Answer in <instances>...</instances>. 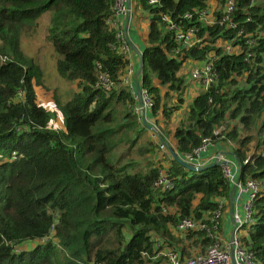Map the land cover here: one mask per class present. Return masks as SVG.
<instances>
[{
    "label": "trees",
    "instance_id": "1",
    "mask_svg": "<svg viewBox=\"0 0 264 264\" xmlns=\"http://www.w3.org/2000/svg\"><path fill=\"white\" fill-rule=\"evenodd\" d=\"M156 1L136 0L134 6L148 18L139 74L153 102L150 117L174 123L186 83L198 88L182 71L184 63L213 59L217 84L199 89L185 117L162 134L182 155L204 138L214 140L213 129L228 130L218 141L233 144L229 153L239 164V181L259 183L252 222L242 228L240 241L254 264H264V0H233L234 29L217 22L203 26L194 16L212 5L218 18L224 0ZM113 3L0 0V264H168L157 253L170 248L184 259L208 244L200 232H177V222L207 218L230 198L217 165L189 172L151 140L136 151L142 165L126 158L146 127L131 113L132 94L119 81L124 60L112 49L114 35L106 24ZM44 12L51 15L44 41L58 56L56 75L79 89L61 109L63 132L48 126L51 117L34 91L38 68L19 48L24 23ZM186 13L191 20L182 19ZM162 15L197 30L199 44L181 51L180 59L171 55L176 44ZM227 44L231 54L223 50ZM96 64L113 82L108 92L93 87ZM163 87L174 93L176 106L165 103ZM144 153L151 159L159 154L161 161L151 162ZM159 171L172 181L170 190L152 188Z\"/></svg>",
    "mask_w": 264,
    "mask_h": 264
},
{
    "label": "built area",
    "instance_id": "2",
    "mask_svg": "<svg viewBox=\"0 0 264 264\" xmlns=\"http://www.w3.org/2000/svg\"><path fill=\"white\" fill-rule=\"evenodd\" d=\"M154 3H157V1L148 0V4ZM233 5V0H224L219 8L220 14L218 18L213 16V12L217 9H214L212 5L195 12L194 16L203 26H210L217 22L219 25L234 29L236 25L230 20ZM132 15L133 6L131 0H114L111 16L106 22L108 29L114 35L115 44L112 49L124 60V67L119 75V81L132 94L134 104L131 108V113L135 116L138 123L146 127L149 137L158 150L167 149L169 151L170 149L173 152L172 141L162 135L159 125L154 122L152 117L147 115L152 108L153 102L147 89L141 86L139 72L142 52L139 50L135 54L137 58L136 66H134L132 59V45L128 33ZM192 17L193 14L186 13L182 16V19L188 21ZM160 21L165 30L171 34L172 40L176 44V48L171 51L173 57L180 59L182 57L181 51L188 50L199 44L200 39L196 37L197 30L195 28H182L180 23L170 20L166 15L160 16ZM252 42L250 40L246 43L252 44ZM223 50L226 54H231L233 48L227 44L224 45ZM247 57H250V54H247ZM212 60V58H207L206 61L201 63L192 62L187 69L189 82L202 91H206L218 82L217 72L212 65ZM95 73L96 77L93 87L103 92L111 90L113 82L99 64L95 65ZM17 97L21 99V91H18ZM210 102L211 100L209 99L208 103ZM224 134V127L219 126L212 131L214 140L204 138L199 146L182 155L173 152L180 161L195 168H203L207 164L215 163L219 167L224 180L230 185L231 190L230 198L220 200L209 217L200 221L181 218L177 222L175 227L177 232H200L208 240V244L203 251H200L199 247L192 248L189 256L184 259H180L177 252L170 248L157 253L156 256H162L168 264H254L253 254L242 246L240 237L242 228L252 222L251 204L259 191V183L251 179L240 182L239 164L236 161L228 160L223 152H214L210 159H205L204 162L201 158L202 154L209 148L224 139ZM222 144L227 148L231 146L229 141H224ZM246 162L247 159L242 164ZM152 188L160 192L168 191L172 188V181L163 172L159 171ZM242 197L244 198L242 199ZM227 206H229L230 229L224 233L223 225L220 224V221L223 217V212L225 210L227 212Z\"/></svg>",
    "mask_w": 264,
    "mask_h": 264
},
{
    "label": "rangeland",
    "instance_id": "3",
    "mask_svg": "<svg viewBox=\"0 0 264 264\" xmlns=\"http://www.w3.org/2000/svg\"><path fill=\"white\" fill-rule=\"evenodd\" d=\"M258 1L261 0H253V3L256 4ZM50 16L51 15L49 12H44L40 14L37 18L33 19L32 21L24 23L23 27L20 30L19 48L25 61L27 63L34 64L38 68L39 76L37 80L39 84L37 85V87L34 88V91H35L37 103L40 104V106L44 110H46L51 117L48 126L57 132H63L64 125H63V115L61 109L63 105L71 98V96L74 93L78 92L79 89L76 82L66 81L62 78H59L56 75L55 61L58 58V56L52 51L50 45L44 41V36L49 26ZM132 18L133 19H132L131 30L137 35L138 47L139 49H142L143 46L146 44L145 35L148 27L147 13L141 10L140 8L135 7L133 8ZM189 65L190 63L185 62L182 67V71L185 70L187 71ZM186 85H187L186 95L185 94L184 96L182 95L183 104L179 105V108L173 114L175 122L173 124L170 123L169 126H167V124L164 125L163 122L162 123L159 122L158 124L160 132L163 133L165 136L170 132V130L174 128L176 122H179L181 119L185 117L188 103L191 101L193 97H195L197 94L201 92L199 88L195 89L192 85H189V83H186ZM162 92L166 93L167 90L163 87ZM166 95L167 97H165V103L169 106L170 105L176 106L177 104H175L176 98L174 93L167 92ZM228 124L230 126L232 125L236 126L235 122H230ZM226 131L228 130L225 129V132ZM148 140L150 141L151 138L149 137L148 132L146 130L142 138L138 141L137 145L131 150L130 154L126 158L127 159L131 158L135 162L140 163L142 165L141 157L137 156L136 151L140 147L144 151V148H147L146 142ZM230 144L233 145L231 142ZM143 156L147 160L150 159L151 162H153V160L158 162L161 161L160 159L161 156L159 154H156L153 159H151L148 153L147 154L144 153ZM226 157L230 161H235V159H233L231 155H226ZM223 222L226 225V220H223ZM229 228L230 226L228 225L226 231H228ZM19 246L24 247L25 245L22 244Z\"/></svg>",
    "mask_w": 264,
    "mask_h": 264
},
{
    "label": "crops",
    "instance_id": "4",
    "mask_svg": "<svg viewBox=\"0 0 264 264\" xmlns=\"http://www.w3.org/2000/svg\"><path fill=\"white\" fill-rule=\"evenodd\" d=\"M131 2H132V6H133V8H134V6H135V4H136V0H131ZM133 19V18H132ZM131 25H132V21H131V23H130V25H129V27H128V33H129V40H130V43H131V45H132V59H133V63H134V66H136V63H137V58H136V53L140 50L141 51V49H139V47H138V43H137V41H138V37H137V35L134 33V32H132V30H131ZM147 115L148 116H150L149 115V113H147ZM173 118H172V120L174 119V116H172ZM171 124H173V123H171ZM223 152L225 155H230V150H229V148H227V147H225L223 144H221V143H216L214 146H212L211 148H209L205 153H203L202 154V156H201V158H202V160H203V162L205 161V159H210V157L212 156V154L214 153V152ZM231 157H232V155H231ZM208 165V164H207ZM244 197H242V199H243ZM227 212H226V210H225V212H223V217H222V219L223 220H226V225L224 224V222L222 223V225H223V232L225 233V232H228V231H226V228H227V226L229 225L230 226V221H229V218H228V215H229V206H227ZM230 229V228H229ZM190 253V252H189Z\"/></svg>",
    "mask_w": 264,
    "mask_h": 264
},
{
    "label": "water",
    "instance_id": "5",
    "mask_svg": "<svg viewBox=\"0 0 264 264\" xmlns=\"http://www.w3.org/2000/svg\"><path fill=\"white\" fill-rule=\"evenodd\" d=\"M137 92V90H136ZM169 153L171 155V157L177 161V163H179L184 169H186L187 171L189 172H199L201 171L203 168H195V167H192V166H189L185 163H183L182 161H180L174 154L173 152L169 149ZM216 164L215 163H211V166H215Z\"/></svg>",
    "mask_w": 264,
    "mask_h": 264
},
{
    "label": "bare ground",
    "instance_id": "6",
    "mask_svg": "<svg viewBox=\"0 0 264 264\" xmlns=\"http://www.w3.org/2000/svg\"><path fill=\"white\" fill-rule=\"evenodd\" d=\"M197 27V26H196Z\"/></svg>",
    "mask_w": 264,
    "mask_h": 264
}]
</instances>
